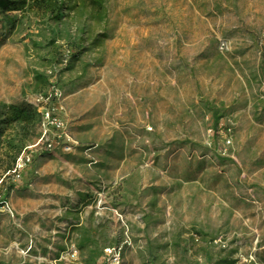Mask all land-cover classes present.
<instances>
[{"label": "rangeland", "instance_id": "obj_1", "mask_svg": "<svg viewBox=\"0 0 264 264\" xmlns=\"http://www.w3.org/2000/svg\"><path fill=\"white\" fill-rule=\"evenodd\" d=\"M62 1L0 12V121L58 92L81 148L4 174L0 125V264H264V0Z\"/></svg>", "mask_w": 264, "mask_h": 264}, {"label": "built area", "instance_id": "obj_2", "mask_svg": "<svg viewBox=\"0 0 264 264\" xmlns=\"http://www.w3.org/2000/svg\"><path fill=\"white\" fill-rule=\"evenodd\" d=\"M42 108L37 109L40 115L41 124L39 127V141L34 147L27 149L16 161V166L12 172L14 176L21 174L32 164V152L39 154H52L55 152L74 153L81 150L75 142L69 128L68 117L62 105V96L55 92L51 97L42 100ZM85 149V154L93 149ZM95 165L92 163V166ZM77 256L76 249L71 253ZM121 250L119 248L107 249L104 252L103 264H120Z\"/></svg>", "mask_w": 264, "mask_h": 264}, {"label": "trees", "instance_id": "obj_3", "mask_svg": "<svg viewBox=\"0 0 264 264\" xmlns=\"http://www.w3.org/2000/svg\"><path fill=\"white\" fill-rule=\"evenodd\" d=\"M79 3L83 6L82 12H84V8L87 6L94 11V15L97 20L101 21L102 19H104L105 0H79ZM64 5L65 1L59 3V0H33L29 3L27 0H0V12L3 15H9L15 13H23L26 10L45 11L46 13L52 15V17L55 18L56 21H58V12H60V10L64 8ZM8 25L13 27L14 20L12 21L8 19ZM40 124L41 119L38 110L29 104H22L20 106L8 108L7 114L4 116V120L0 121V125L3 126L4 131H9L10 129H16L18 127L39 128ZM22 147L23 145L18 151L17 149H15L16 152L12 156L13 159L10 163L5 162L2 164L1 170L4 172V174L10 175L14 171L16 161L18 156L20 155ZM12 189H15V187H12Z\"/></svg>", "mask_w": 264, "mask_h": 264}]
</instances>
